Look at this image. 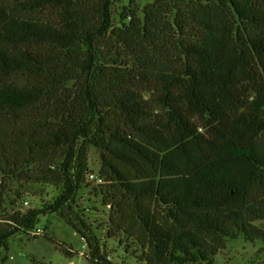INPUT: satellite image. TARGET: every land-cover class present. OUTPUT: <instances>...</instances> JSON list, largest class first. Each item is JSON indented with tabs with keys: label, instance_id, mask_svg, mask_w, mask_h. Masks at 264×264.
Here are the masks:
<instances>
[{
	"label": "trees",
	"instance_id": "trees-1",
	"mask_svg": "<svg viewBox=\"0 0 264 264\" xmlns=\"http://www.w3.org/2000/svg\"><path fill=\"white\" fill-rule=\"evenodd\" d=\"M153 1L140 30L163 55L154 39L165 32L163 0ZM113 3L0 0V114L16 117L2 189L8 177L32 178L36 170L62 187L42 208L15 210L0 227V248L8 251L11 237L33 229L40 215L59 213L87 241L89 264H116L76 203L93 144L102 150L101 174L112 173L135 202L149 236L147 264H216L224 238L264 239L257 223L264 221V146L256 140L264 133V0H192L185 8L174 1L167 39L175 63L164 66L143 49L132 70L106 52L109 39L125 38ZM48 8L57 16H29ZM136 20L130 24L141 26ZM137 71L161 84L155 102L166 121ZM18 73L35 80L8 81ZM5 202L0 194V212Z\"/></svg>",
	"mask_w": 264,
	"mask_h": 264
},
{
	"label": "rangeland",
	"instance_id": "rangeland-1",
	"mask_svg": "<svg viewBox=\"0 0 264 264\" xmlns=\"http://www.w3.org/2000/svg\"><path fill=\"white\" fill-rule=\"evenodd\" d=\"M174 1L177 5L185 8L187 3L192 0H163L158 3L161 11L158 24L164 28L165 32L163 34L157 32L154 39L159 45V49L162 48L163 55H161L154 49L152 40L144 37L140 30L143 28L144 22L142 11L154 1L114 0V23L119 27L118 31L124 33L125 38L109 39L106 43V52L117 55V59L131 70L136 65L143 49L147 52L148 57L162 59L164 66L174 64L176 51L167 39L168 35L171 38L174 35L170 19L171 6ZM201 1L209 2V0ZM58 12L57 9L48 8L30 13L29 16L49 19L56 17ZM133 19L134 21L137 19L136 23H141V26L136 27L137 25L130 24ZM140 73L137 71L135 75L139 80L136 82H139V86L144 89L145 97L151 98L154 111L158 112L159 104L155 102V99L160 92L161 84L157 81H148L152 80L151 75H141ZM8 79L9 82L20 87L27 86L35 80L24 73H18ZM158 113L157 115L166 121L165 111L160 109ZM15 121L14 114H0V165L3 167L7 166L6 161L11 160L9 152L6 151L5 141L9 140ZM124 124L122 122V125ZM202 131L205 132L206 129L203 127ZM256 140L259 146H264V133ZM88 154L89 172L76 197V203L83 210L84 219L92 225L94 232L100 238L102 251L113 262L116 264H147L146 256L151 251L146 243L149 236L138 218L135 202L117 190L119 184L112 173L101 174L102 150L92 144L89 145ZM133 169L134 167L130 165H123L124 171H132L134 174ZM35 173L32 178L27 179L16 178L10 181L11 179L8 177V188L3 190L2 182L4 180L2 181V178L5 176V172L0 171V194L6 198L3 208H7L6 211L1 209L0 227L11 223L9 217L15 210L25 212L31 208H42L51 203L60 192L62 187L39 180L41 175L37 170ZM91 173L98 175L101 180L92 178ZM261 192L259 188L257 193ZM14 199L16 202L15 205H12L11 201ZM24 201H28V203L25 204ZM144 202L151 204L152 209L160 211V205L155 197H147ZM257 223L264 227V221H257ZM37 228L42 231L33 233ZM89 254L90 248L87 241L59 213H49L40 215L33 229L21 230L11 237L8 251L0 248V264H89ZM215 261L216 264H264V239L250 240L245 236L226 237L224 238V248L215 256Z\"/></svg>",
	"mask_w": 264,
	"mask_h": 264
},
{
	"label": "built area",
	"instance_id": "built-area-1",
	"mask_svg": "<svg viewBox=\"0 0 264 264\" xmlns=\"http://www.w3.org/2000/svg\"><path fill=\"white\" fill-rule=\"evenodd\" d=\"M90 176H91L92 178H95V179L99 178L98 175H95L94 173H91ZM99 180H101V179L99 178ZM24 202H25V204L28 203V201H24ZM41 231H42V230H41L40 228H37L36 231H34L33 233H39V232H41Z\"/></svg>",
	"mask_w": 264,
	"mask_h": 264
}]
</instances>
